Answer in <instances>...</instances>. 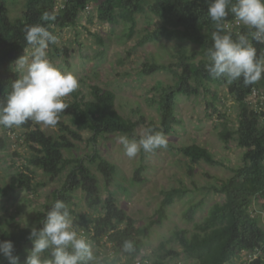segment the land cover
I'll return each mask as SVG.
<instances>
[{
  "label": "trees",
  "instance_id": "trees-1",
  "mask_svg": "<svg viewBox=\"0 0 264 264\" xmlns=\"http://www.w3.org/2000/svg\"><path fill=\"white\" fill-rule=\"evenodd\" d=\"M149 0H27L23 16L11 19L8 14L6 0H0V103L6 101L14 80L20 77L15 61L31 46L25 40L26 26L41 24L56 35V29L77 24L80 14L91 3H97L98 19L111 25L120 21L131 23L129 36L135 33L137 15L144 12ZM148 9L160 20V25L148 29L137 39V45L158 42L161 39L188 40L199 46L188 53L182 50L177 61L170 64H161L157 61H146L142 64L141 72L151 74L157 71L170 72L176 79L174 84L159 88L160 123L147 117L140 108L133 109V116H124L116 106V93L97 84H91V98H86L80 90H75L65 102L69 108L59 116L56 126L62 132L57 137L50 136L42 127L28 121L20 126L24 130V142L30 148L29 166L40 168L49 174L51 180L60 177L65 171L67 176L61 188L54 194V199L43 211H39L31 226H21L16 216L7 219L11 227L0 225V241L10 240L15 246V255L19 257V264H24L32 242L27 238L32 227L42 228L47 211L54 202L63 200L71 214L80 217L76 225L98 246L110 243L115 259L125 258L134 264L141 255L146 240L151 235L152 226L161 224L167 218V207L176 200L184 199L191 191L188 187H173L164 192V197L157 209V218L149 223L138 226L136 221L127 215L118 204V199L110 191L114 181L116 165L104 158L98 148L94 146L88 156L90 164L101 173L105 182L107 196L102 197L98 174L85 162L83 158H68L63 149H73L75 143L70 137L81 138L79 131L88 130L92 133L91 141L96 143L100 136L106 134H124L132 138H141L136 133L139 126L144 125L146 130L151 128L156 132L169 134L175 125L180 123L176 113L177 97L184 95H210L217 99L216 92L209 84L224 85L228 94L238 103V125L233 129L228 120L221 121L222 127H217L220 139L230 144L237 139L238 145L244 149L243 163L233 167V174L227 178L216 177L204 187L207 193L213 192L224 196L209 210L201 221H195L194 229L189 234L187 229L178 228L172 235L159 245L156 264H165L166 259L180 256L191 258L196 264H227L238 253L246 251L250 254L247 264H264V225L259 223L258 216L251 213L255 199L262 200L264 208V99L260 96L255 100L251 97L254 90L264 93V77L252 85H244L243 80L231 84L221 78H214L207 71V50L212 47V33L215 22L208 16V6L211 0H151ZM235 3V0H232ZM44 12L55 15L54 21H42ZM226 33H231L233 39L240 34L253 31L239 22L229 11L222 21ZM99 43H102L99 37ZM257 49V56L264 57V43H257L251 39ZM58 50L54 44L50 45ZM54 46V47H53ZM215 106L212 101L208 108ZM221 117L227 114L221 113ZM137 115V116H136ZM68 117L70 124L63 121ZM16 127L5 128V132L15 131ZM70 135V136H68ZM172 144L168 143L169 147ZM184 157L190 162L189 172L201 160L214 165H223V161L216 158L206 147L197 143L188 144L179 148ZM31 173L30 167H26ZM143 167L135 170V179L140 180ZM13 187L23 188L35 192L38 184L33 183V177L20 171ZM81 189L89 209H98L95 214H79L70 207L74 203V192ZM3 189L0 187V191ZM203 199L191 203L183 213L188 221H193ZM15 224V227L12 225ZM132 242V251H125L124 242ZM177 243L180 250L171 249L170 243ZM254 254V255H253ZM48 254H45L47 257ZM0 264L8 261L0 255ZM89 264H94L90 261Z\"/></svg>",
  "mask_w": 264,
  "mask_h": 264
},
{
  "label": "rangeland",
  "instance_id": "rangeland-1",
  "mask_svg": "<svg viewBox=\"0 0 264 264\" xmlns=\"http://www.w3.org/2000/svg\"><path fill=\"white\" fill-rule=\"evenodd\" d=\"M27 0H6L8 14L11 19L20 18L26 9ZM147 2L145 11L137 15L135 33L129 36L131 23L120 21L111 25L98 19L97 3H91L83 11L74 26L56 29L58 42L47 49L48 58L61 70L72 72L79 80V88L86 98H91V84L113 90L116 95V106L124 116H133L132 110L140 108L150 119L160 123L159 88L174 84L176 79L170 72L157 71L151 74L141 72L142 64L146 61H157L161 64H170L177 61L176 56L186 50L191 53L199 46L188 40L161 39L158 42L137 45V39L148 29L160 25V20L153 14ZM101 38L102 43H99ZM53 46V47H54ZM31 45L23 54L31 56ZM216 92L217 99L210 95H184L177 97L176 113L180 119L173 131L164 134L172 147L158 149L154 152L141 150L136 157L128 158L119 142L124 134H106L98 141H91L92 133L88 130L79 131L81 138L70 137L75 143L73 149H63L68 158H83L98 174L102 197L107 196L105 182L101 173L90 164L88 156L94 146L101 155L116 165L114 181L110 191L118 199L119 206L132 217L138 226L149 223L157 218V209L164 197V192L173 187H188L191 191L184 199L176 200L167 207V218L161 224L155 223L151 235L146 240L141 255L134 264H156L159 245L167 240L178 229H187L189 234L194 229L195 221L205 218L210 208L224 199L223 195L213 192L207 193L204 187L215 182L216 177L227 178L233 174L232 168L243 163L244 149L233 139L226 145L218 135V126L221 121L228 120L235 129L238 125V103L228 94L224 85L209 84ZM70 96V95H69ZM67 96V97H69ZM215 106L208 108V103ZM221 113L227 114L221 117ZM137 116V115H136ZM63 121L73 129L68 117ZM46 134L57 137L64 134L58 126L50 127L39 124ZM146 127L139 126L136 133L144 134ZM24 130L16 127L15 131L5 132L0 126V225L8 226L7 219L11 216L18 218L21 226H31L39 211H43L54 199V194L61 188L67 176L65 171L60 177L51 180V176L40 168L29 166L30 148L24 142ZM70 136V135H68ZM137 140L139 138H136ZM197 143L208 148L213 155L223 161V165H214L201 160L189 172L191 162L183 156L180 147ZM142 166L141 179H135V170ZM30 167L32 173L26 169ZM20 171L33 177V183L38 184L35 192L23 188H14V181ZM74 203L70 207L77 213L95 214L98 209L92 210L87 206L85 194L81 189L74 192ZM203 199V204L197 211L193 221L184 218L183 213L188 206ZM251 213L258 216L259 223L264 225V208L261 199H255ZM76 230L83 235L94 254V264H132L125 258L116 260L110 243L98 246L76 225L80 217L71 214ZM15 227V224L12 225ZM11 228V227H10ZM171 249L180 250L177 243H170ZM254 255V254H253ZM250 254L246 251L238 253L227 264H247ZM165 264H196L191 258L180 256L166 259Z\"/></svg>",
  "mask_w": 264,
  "mask_h": 264
},
{
  "label": "clouds",
  "instance_id": "clouds-1",
  "mask_svg": "<svg viewBox=\"0 0 264 264\" xmlns=\"http://www.w3.org/2000/svg\"><path fill=\"white\" fill-rule=\"evenodd\" d=\"M229 11L253 31L233 39L222 23ZM207 12L216 29L212 33L213 45L207 50L209 75L223 77L229 84L241 79L246 86L258 82L264 77V57L257 56L249 36L257 43H264V0H235V3L211 0ZM41 20L54 21L55 15L44 12ZM25 40L33 46V51L30 57L23 55L14 62L20 77L13 81L6 101L0 103V126L20 127L34 121L54 127L60 114L69 108L65 98L79 88V80L48 58L47 49L58 42V37L46 27L26 26ZM119 142L128 158L136 157L141 150L154 152L168 147L165 135L151 128L138 140L121 136ZM27 238L32 247L24 264H89L94 260L87 239L77 232L69 206L63 200L54 202L43 220V227H32ZM132 248L131 241L124 242L125 251ZM14 253L12 241H0V255L8 264H19V257Z\"/></svg>",
  "mask_w": 264,
  "mask_h": 264
},
{
  "label": "built area",
  "instance_id": "built-area-1",
  "mask_svg": "<svg viewBox=\"0 0 264 264\" xmlns=\"http://www.w3.org/2000/svg\"><path fill=\"white\" fill-rule=\"evenodd\" d=\"M260 96L261 99H264V93H259L257 90H254L253 91V94H252V98L255 100L256 98H258Z\"/></svg>",
  "mask_w": 264,
  "mask_h": 264
}]
</instances>
